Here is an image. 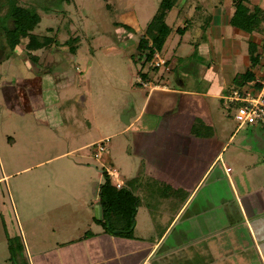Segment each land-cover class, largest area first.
I'll list each match as a JSON object with an SVG mask.
<instances>
[{
    "label": "rangeland",
    "instance_id": "obj_1",
    "mask_svg": "<svg viewBox=\"0 0 264 264\" xmlns=\"http://www.w3.org/2000/svg\"><path fill=\"white\" fill-rule=\"evenodd\" d=\"M17 1L36 10L40 20L33 33L50 37L51 42L35 51L33 59L24 48L27 39L21 40L13 49L6 47L4 40L2 43L5 49L0 56V264H30V252L35 248L54 246V239L63 237L59 234L68 228L67 223H71L68 226L73 229L70 235L77 234L74 215L71 222L68 216H64L63 220V213L69 208L65 211L53 210L54 216L42 203L54 201L53 198L60 203L67 199L72 201L82 194L80 190L70 195L68 191L61 193L55 189L57 185L80 184L83 181L88 185L84 191L94 197L89 183L101 184L104 177L98 173L106 166L116 167L124 182H127L125 175H131L136 170L144 171L147 152L140 150L138 141L135 140L134 144L132 141L146 133L121 131L126 125L121 115L133 107L137 110L143 102L145 93L133 89L137 86L135 74L142 63L141 60L136 61V44L162 0ZM218 1L187 0L184 3L183 0H173L171 6L163 10L169 34L159 52L168 62L159 71L164 74L162 81L171 87H176V73H179L187 87L191 85L192 88L203 89L192 75H202L206 62L201 57L212 56L208 21L214 7L224 9ZM245 1L241 0L240 4L246 6ZM248 1L253 12L264 8V0H259L263 6L258 0ZM230 25L236 26L232 22ZM183 27H186L184 34L178 31ZM237 30L243 36L249 33L242 28ZM248 68L253 70L250 64ZM236 69L246 70L243 66ZM46 72L52 74L54 86L48 94L49 105L37 111L30 97H19L17 82L24 75ZM263 75L262 60L257 65L256 78ZM232 87L233 84L226 86L224 92ZM178 103L193 105L203 117L207 110H213L211 106L214 107L218 117L214 116V121L204 127L193 126L198 121L195 119L191 130L200 135L218 136L223 141L234 133L223 158L234 170L245 167L246 184L250 183L251 188L259 185V193L264 196V149L260 151V142L250 138L252 125L237 128L238 124L231 115L233 104H224L218 97L198 96L195 99V96L184 95L177 98ZM188 115L190 112L183 113L186 118ZM208 117L211 120L210 115ZM137 128L133 127L134 130ZM9 137L13 141H9ZM99 138H107L104 142L106 150L96 158L92 144ZM83 144L82 149L75 153L60 155L70 147ZM244 147L247 149L244 150ZM237 148L245 152L238 154ZM258 150L260 154L256 153ZM75 162L82 165L74 169ZM125 165H129L130 169L121 170ZM76 174L80 177L77 178ZM260 209V215H264L263 207ZM54 217L62 220L58 222V234L50 231L53 225L50 221ZM250 219L258 249L246 226L234 223L237 217L232 212L231 231L226 235L228 242L233 245L232 242L240 235L246 248L245 251L227 252L228 256L220 260L224 264H264V217L262 222L251 216ZM90 226L95 228L92 223ZM202 254L200 257L203 256V259H200L210 264L212 254ZM198 258L191 263L186 259L178 260L176 264H198ZM168 264L173 263L170 260Z\"/></svg>",
    "mask_w": 264,
    "mask_h": 264
},
{
    "label": "crops",
    "instance_id": "obj_2",
    "mask_svg": "<svg viewBox=\"0 0 264 264\" xmlns=\"http://www.w3.org/2000/svg\"><path fill=\"white\" fill-rule=\"evenodd\" d=\"M183 1L185 3L187 0ZM233 1L235 0H219L224 9L214 7L209 16L208 36L212 40V56L201 57L206 62L202 75H192L203 89L192 88L191 85L187 87L179 73H176V87H171L162 81L164 74L159 71L161 66L152 69L154 66L143 64L141 59L140 69L146 76L141 78L139 69L135 74L137 86L133 89L144 92V99L137 110L133 107L128 111L133 119L129 116V123L124 122L126 125L121 131L128 130L135 134L138 130L146 133L145 136L132 141V144L135 140L138 141L140 150L147 152L144 157L147 161L145 169L142 173L136 170L131 175H125L127 182H124L116 167L108 165L114 170V174L109 176L112 184L120 181L122 187L138 198L132 236L123 237L107 232L95 222V218L103 217L99 204V183H89L94 197L84 191L88 185L83 181L80 184L57 185L55 189L61 193L68 191L70 195L71 192L77 191L82 194L79 199L72 201L67 199L60 203L53 198L55 202L50 200L42 203L45 207L48 206L47 210L53 214L55 209L65 211V208H69L63 213V220L68 216L71 222V216L74 215L73 222L77 223V234L70 235L73 229L68 225L71 223H67L68 228L60 233L58 222L62 220L54 217L50 221L53 223L50 231L52 234H63V237L57 236L54 246L35 248L31 251L30 264H168L170 260L176 264L178 260L183 259L189 263L194 262L197 256L200 262L198 264H209L200 259H203V256L200 257L202 253L212 254L210 264H224L220 260H223V256H228L227 252L245 251L246 248L240 235L232 242L233 245L228 242L226 235L231 231L232 212L237 217L234 223L246 226L252 242L258 249L250 216L257 222H262L264 215H260V208L264 209V196L261 197L259 193V185L251 188L250 183L246 184L244 166L234 170L223 158V152L234 133L223 141L218 136L200 135L192 131V122L195 119L198 121L193 126H208L210 121H214V116L218 117L217 112L211 106L213 110L206 109L207 114L203 117L193 105L177 104V98L181 95L195 96V99L198 96L220 98L228 92H224L226 86H232L234 77L242 72L236 68L243 66V70L246 69L252 55H257L259 63L262 60L264 63V8L253 12L248 0L245 1L247 7L242 3L243 11L248 17L246 26L249 29H244L249 33L243 36L238 33L237 29L240 27L230 25L237 10ZM258 2L256 4L261 3ZM261 4L263 6V3ZM185 28L182 34L185 33ZM159 51L155 52L161 57ZM165 61L164 65H167L168 60ZM256 69L257 65L253 70ZM140 80L157 87L149 89L143 86ZM17 83L19 97H30L35 110L41 111L43 106L49 105L48 94L54 86L51 73L24 75L18 78ZM185 111L190 112L187 118L183 116ZM209 115L211 120L208 119ZM134 126L138 128L134 130ZM250 138L260 142V151L264 149L262 142L255 138L253 133ZM8 140L13 141V138L9 137ZM1 146H4L3 142ZM83 146L84 144L70 147L60 155L68 156L81 150ZM237 149L238 154L243 151L241 148ZM259 150L256 153H259ZM137 151L134 147V152ZM79 165L82 163L75 162L74 169ZM226 167H230V170L226 171ZM129 169V165L121 167V170ZM98 174L102 176V171ZM76 176L80 177L79 174ZM91 223L95 228L90 226Z\"/></svg>",
    "mask_w": 264,
    "mask_h": 264
},
{
    "label": "trees",
    "instance_id": "obj_3",
    "mask_svg": "<svg viewBox=\"0 0 264 264\" xmlns=\"http://www.w3.org/2000/svg\"><path fill=\"white\" fill-rule=\"evenodd\" d=\"M172 1H161L157 13L148 23L144 35L140 37L136 44V50L138 51L136 61L143 59V64L149 63L150 65L154 52L162 48L169 34V26L164 21L163 10L170 7ZM240 2L241 0L236 1L237 10L232 23L249 31L246 26L248 17L243 11V4H240ZM39 20L40 16L37 15L36 10L33 8H28L17 0H0V38L4 40L9 48H14L21 40L27 39L24 48L31 55L32 59L35 56L31 54V51L47 46L51 42L50 37L39 36L33 33V29ZM122 27L130 30L126 24H122ZM184 28L178 29V31L182 32ZM258 64L257 55H252L250 57V67L254 69ZM152 69H156V67ZM140 76L141 78H145L146 76L145 73L141 72V69ZM255 78L256 71L248 68L234 77L233 88H243L248 81ZM102 175L104 179L99 186V204L103 211V217L102 219L95 218V222L100 224L107 232L118 236L131 237L138 198L125 187L116 188L105 170L102 171Z\"/></svg>",
    "mask_w": 264,
    "mask_h": 264
},
{
    "label": "built area",
    "instance_id": "obj_4",
    "mask_svg": "<svg viewBox=\"0 0 264 264\" xmlns=\"http://www.w3.org/2000/svg\"><path fill=\"white\" fill-rule=\"evenodd\" d=\"M165 59L161 58L157 52H154L151 65L154 67H160L165 64ZM143 86H147L149 89L156 88L157 85L150 84V82L141 81ZM224 104H233L231 109L232 117L238 124L237 127L243 125H257L260 124L264 128V77L256 78L248 81L246 86L242 89L231 88L228 92L220 96ZM107 138L101 139L92 145L95 146L94 156L100 157L106 150L104 142ZM226 171L230 170V167H226ZM105 171L109 176H112L113 169L110 166L105 167ZM116 188H121L122 183L117 181L113 183Z\"/></svg>",
    "mask_w": 264,
    "mask_h": 264
},
{
    "label": "water",
    "instance_id": "obj_5",
    "mask_svg": "<svg viewBox=\"0 0 264 264\" xmlns=\"http://www.w3.org/2000/svg\"><path fill=\"white\" fill-rule=\"evenodd\" d=\"M2 52H3V49H2V47H0V56H1ZM82 100H83V96H81V101ZM129 116H130L129 112H126L121 116L123 122H125L126 124L129 123V120H128ZM252 133H253V136L255 138H258L262 142V144L264 145V128H262L260 126V124L252 126ZM107 226L109 227V225H107ZM114 232H117V231H114Z\"/></svg>",
    "mask_w": 264,
    "mask_h": 264
},
{
    "label": "flooded vegetation",
    "instance_id": "obj_6",
    "mask_svg": "<svg viewBox=\"0 0 264 264\" xmlns=\"http://www.w3.org/2000/svg\"><path fill=\"white\" fill-rule=\"evenodd\" d=\"M0 45L2 46V49L4 50L5 49V46L6 47H8L6 44H5V46L2 44L3 43V39L2 38H0ZM17 46V45H16ZM9 48V47H8ZM15 48V47H14ZM13 49V48H12ZM32 55H34V53H31ZM35 56V55H34Z\"/></svg>",
    "mask_w": 264,
    "mask_h": 264
}]
</instances>
